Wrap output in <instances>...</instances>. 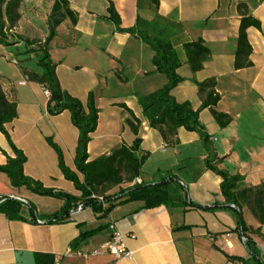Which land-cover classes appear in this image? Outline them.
<instances>
[{
    "label": "crops",
    "instance_id": "0c3cea01",
    "mask_svg": "<svg viewBox=\"0 0 264 264\" xmlns=\"http://www.w3.org/2000/svg\"><path fill=\"white\" fill-rule=\"evenodd\" d=\"M67 1L76 15V24L68 18L63 20L49 45V54L62 90L77 98L84 109L89 92L94 94L99 113L96 130L87 146L88 161L108 156L123 145L130 147L137 138L141 140L137 154L146 157L139 178L107 189L104 196L114 195L134 183L155 184L170 176L175 177L170 185L182 191L170 195L169 206L141 209L142 202H129L116 206L106 218L83 209L67 222L49 224V216L63 202L42 198L24 187L14 189L7 177L0 174V196L21 198L33 206V213L22 208L23 221H10L0 214V264H34L36 253L52 255L55 264H241L225 255L242 258L246 264H264V225L243 207L246 226L260 229L262 235H251L257 252V257H251L243 236L236 232L234 209L221 194V179L205 167L209 156L218 169L244 177L248 187L264 183V140L257 138L264 131L252 129L258 122L264 126V0H159L157 14L169 24L168 38L181 62L177 74L183 81L172 91V96L178 103L188 102L197 110L207 90L199 93L196 83L214 79L215 92L220 96L214 110L231 121L221 129L209 109L200 112L199 120L210 137L209 154L196 133L182 128L177 130L174 144L167 146L160 133L149 127L138 104L137 94L149 95L165 86L167 79L155 72L151 63L153 51L148 45L115 31L108 20V8L111 3L121 28L128 29L135 25L138 16L154 20L155 12L148 0ZM52 5L51 0H22L20 20L11 33L44 41ZM239 5L246 6L261 29L247 30L252 66L235 70ZM35 19L42 23L36 25ZM198 39L211 56L202 70L193 73L185 63L183 45ZM22 47V42H18L11 48ZM26 58L35 59L33 54ZM15 65L18 70L15 79L0 74V85L7 98L16 103L17 118L5 127L13 144L26 156L24 174L45 188L79 196L73 184L62 176L57 155L47 142L51 139L60 148L66 167L75 171L78 131L71 123L70 114L64 111L50 116L44 88L24 80L27 76L23 69L30 70L24 64ZM118 72L124 82L118 79ZM128 120L137 125V135ZM3 152L14 156L0 133V165L6 162ZM193 206L209 209L198 210ZM107 207L104 204L103 208ZM37 219L44 223L36 224ZM112 223L124 234L134 236L126 241L134 253L133 259L80 255L107 241ZM97 228L101 230L74 250L70 248L81 232Z\"/></svg>",
    "mask_w": 264,
    "mask_h": 264
},
{
    "label": "trees",
    "instance_id": "16d2710c",
    "mask_svg": "<svg viewBox=\"0 0 264 264\" xmlns=\"http://www.w3.org/2000/svg\"><path fill=\"white\" fill-rule=\"evenodd\" d=\"M51 1L53 5L46 20L48 35L42 41L28 40L20 35H13L11 32L21 17L19 9L22 0H0V46L9 48L18 42H22L24 48H26L24 54L27 56L33 54L40 69L38 72L23 69L24 74L30 82L39 84L49 91L47 113L50 116H58L64 111L70 114L71 123L78 131L74 157L75 171L66 167L60 148L51 139H47V142L57 155L58 168L62 176L66 181L73 184L80 195L74 196L61 190L45 188L39 181H35L24 174L26 156L13 144L5 127L17 118L16 103L7 98L1 85L0 133L6 138L14 156L9 157L3 152L6 162L0 165V174L7 177L10 186L14 189L24 187L36 195L63 202L60 209L49 216L47 220L49 224L67 222L70 210L77 204H81L84 210L90 209L94 214L100 213V218H106L116 206L129 202H142L141 209H151L162 205L169 206L170 192L168 184L173 182L174 176L155 184L134 183L130 187L120 189L114 195L104 196L107 189L120 186L123 183H132L139 178L146 157H139L137 154L141 144V140L137 138L130 147L123 145L108 156L88 161L87 146L90 142V135L96 130L99 110L96 107L93 92H89L84 109L82 103L65 90H62L57 81L56 66L51 61L49 45L56 36V30L63 20L68 18L72 24H76L77 20L76 15L70 10L67 0ZM148 2L155 12L154 20L148 21L138 16L135 25L128 29L121 28L120 19L111 3L108 8V20L113 24L115 31L128 34L148 45L153 51L151 63L155 68V72L163 74L167 79L166 85L161 89L146 96L136 95L142 114L148 121L149 127L160 133L167 146L174 144L177 130L182 128L187 132L196 133L209 154L211 151L210 137L199 120L200 112L209 109L221 129L226 128L231 122L227 115L214 110L220 101V96L214 89L216 83L214 79L196 83L199 93L207 90L205 99L197 110H194L188 102L178 103L174 99L172 91L183 81L177 74L181 62L168 38L169 24L157 14L159 0H148ZM238 12L240 13V24L234 52L235 70L252 66L249 59L252 49L248 43L247 30L249 28L261 29L259 21L248 13L245 5H239ZM11 39H15L16 42L10 41ZM183 50L186 57L185 63L193 73L202 70L204 63L211 56L210 50L204 46L201 39L185 43ZM15 64L19 65V62ZM117 77L124 82L119 72ZM119 106L127 110L124 105ZM127 122L132 132L137 135V125L129 120ZM205 167L221 179V194L225 199V203L234 209L237 222L236 232L246 238L245 246L251 257H257L251 235L260 237L262 235L260 229L253 230L246 226L242 209L245 205L257 222L264 225V183L248 187L244 184V177L238 174L232 175L226 170L218 169L212 165L209 156L205 159ZM100 198L102 201H100ZM104 204H107L108 207L103 208ZM26 206L14 198L0 196V214H3L10 221H23L20 214L23 207L29 208L33 213V206L28 201H26ZM193 208L198 210L209 209L200 206H193ZM186 228L181 227L180 229ZM100 230L101 228H97L92 231L81 232L78 238L70 244V248L74 250ZM213 247L217 249L215 246ZM225 256L230 261L236 260L240 261L241 264H246L242 258L233 259L227 255ZM34 264H55V260L52 255L36 253L34 254Z\"/></svg>",
    "mask_w": 264,
    "mask_h": 264
},
{
    "label": "built area",
    "instance_id": "2783aa9c",
    "mask_svg": "<svg viewBox=\"0 0 264 264\" xmlns=\"http://www.w3.org/2000/svg\"><path fill=\"white\" fill-rule=\"evenodd\" d=\"M28 78L25 77L24 80L26 81ZM20 84H24V81L21 82ZM44 95L49 98L50 94L49 91L44 88L43 89ZM18 201H20L25 207L26 206V200H23L21 198H14ZM100 201L102 199L100 198ZM104 206V205H103ZM83 210V206L81 204H77L75 207H73L70 212H69V219H71L74 215L77 213H80ZM44 222L37 219L36 224H43ZM109 230L111 232V235L107 241L99 245L97 248L91 250L88 253L85 254H80L84 257H96V256H101V255H108L110 257H113L116 260L119 259H133L134 253L130 251L127 247L126 241L128 239H133V235H128L124 234L122 231L118 229L116 224H110L109 225ZM243 242H246V239L243 237L242 238Z\"/></svg>",
    "mask_w": 264,
    "mask_h": 264
},
{
    "label": "rangeland",
    "instance_id": "374dc122",
    "mask_svg": "<svg viewBox=\"0 0 264 264\" xmlns=\"http://www.w3.org/2000/svg\"><path fill=\"white\" fill-rule=\"evenodd\" d=\"M40 14H42V11ZM34 22L36 25H39L42 23V22H40L39 19H35ZM4 48L3 49L0 48V74L1 75L5 76L6 78L15 79L14 76L17 75L18 70H17V66L12 62L13 59H16L19 62V65L24 64V66L29 68L30 70L37 71V72L40 71V69L37 66V62L35 59L29 60L26 58L27 55H25L23 53L25 51L24 47L19 48L18 50H15L11 47L5 48V49ZM18 52H20V53H18ZM253 123H255V122H253ZM252 129H255L256 132L261 133V131H264V126L260 122H258L257 124H253ZM257 138L260 140L261 139L264 140V135L259 134V136ZM168 189H169L170 195L171 194L174 195L176 193L179 194L182 191V189L180 187L178 189H176V188H173V186L170 184H168ZM109 195H111V194H109ZM41 197L49 199L48 197H44V196H41ZM169 205H170V202H169ZM244 207L248 210V208L245 205H244ZM261 241H263V240H261Z\"/></svg>",
    "mask_w": 264,
    "mask_h": 264
}]
</instances>
